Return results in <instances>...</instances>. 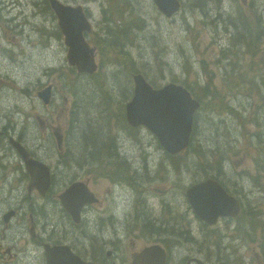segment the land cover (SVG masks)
<instances>
[{"label": "rangeland", "instance_id": "obj_1", "mask_svg": "<svg viewBox=\"0 0 264 264\" xmlns=\"http://www.w3.org/2000/svg\"><path fill=\"white\" fill-rule=\"evenodd\" d=\"M124 1L118 8V12L127 9L122 21L105 30L120 39L118 45L110 46L101 33L105 27L101 7L105 4L67 0L66 4L82 3L92 17L89 38L100 67L96 73L85 74L68 64L62 34L56 36L50 26L44 25L53 20L46 6L33 0H0L1 11L10 22L4 24L0 17V130L11 133L17 125L30 153H46L52 164L58 149L53 134L68 140L56 152L62 155L60 171L70 178H90L88 187L99 198L84 212L75 232L76 246L82 254L103 258L105 251L111 250L118 264H129L132 252L158 243L168 252L166 264H184L192 255L208 264H264L261 236L256 234L253 240L252 231L237 223L231 226L230 220L208 226L194 215L184 195L187 187L206 176L219 177L224 158L233 160L240 176L252 144L262 139L264 129L258 131L245 123L236 130L237 125L222 121L224 113L220 111L230 105L226 102L231 98L237 99L241 107L244 102L256 101L252 85L259 79L251 76L248 64L264 59L259 50L264 46V26L262 31L260 28L264 21L261 24L255 17L257 10L264 19V0H222L220 21H215L217 0H204L197 9L190 0H183L182 8L171 18L164 17L152 0ZM14 4L17 7L7 12V7ZM48 36L53 39L51 43ZM248 38L255 39V48L253 55L241 58L243 66L234 65L230 54L219 53L231 42L243 46ZM135 72L160 86L175 82L194 90L200 104L192 136L196 150L191 145V154L170 156L150 131L126 123L124 107L129 89L128 99L132 95L131 74ZM218 75L224 77L223 83ZM97 77L103 78L95 80ZM48 84L46 104L36 92ZM232 117L227 114L226 118ZM94 118L107 122L108 127L103 130L98 121L93 124ZM26 120L31 125L24 128ZM90 128L94 131L87 137ZM105 138H116L123 155H136L129 161L131 168H125L126 160L114 146L99 149L98 140ZM206 147H220L221 154L205 157L203 160L211 162L203 163L202 149ZM66 162L71 166H64ZM144 164L151 165V170H142ZM232 181H236L234 177ZM223 184H228L226 179ZM252 187L251 181L241 179L237 181V194L250 203H261L259 195L250 193ZM18 194L13 199H0V209L12 206L20 216L30 201L20 191ZM61 213L63 227L69 229L73 221L65 209ZM85 214L91 220L96 218L95 223H89ZM154 229H158L154 232L160 238L151 234ZM2 230L0 221V264H27L7 240L9 231L3 235ZM239 241L243 242L240 247Z\"/></svg>", "mask_w": 264, "mask_h": 264}, {"label": "flooded vegetation", "instance_id": "obj_2", "mask_svg": "<svg viewBox=\"0 0 264 264\" xmlns=\"http://www.w3.org/2000/svg\"><path fill=\"white\" fill-rule=\"evenodd\" d=\"M9 11L10 9L7 10V12ZM229 18L231 21L233 20L231 15ZM254 43V38L246 39L243 46H239V43H229L228 46L233 47L230 54L235 57V65H240L242 57L253 55L255 48ZM250 44H253V46H246ZM236 52L239 54L236 55ZM248 66L253 72L251 76L259 79L255 85H252L253 99H256V101H254L256 103L252 102L251 108V103L244 102L241 107L237 99L231 98L226 102L230 103V105H227L228 109H225V111L238 112L240 110H250L257 114L261 110L259 113V120H263L261 125L264 129V115L261 116V113H264V59L256 60L253 65L248 64ZM10 111L11 110H9V112ZM225 123L232 127L237 125L234 118L226 119ZM9 136H12V134L0 132V199L16 198L20 191V195H22L26 201H30L28 207L23 210V213L20 216H18L17 209L12 206H8L5 210L0 209V221L3 222L4 228L2 234L4 235L5 230L9 231V234L6 237L11 243V247L25 257L27 264H35L36 262L38 264L66 263L68 259L67 255L58 250V247L60 246L66 247L69 253L76 255L78 258L86 262L117 264L115 259L111 256V250H106L103 258H95L82 254L78 251L76 246V238L74 236L77 226L82 217H84V212L88 207L99 202L97 194L91 190L94 193L90 192L93 195L94 200H98V202L90 205L84 203L79 210L78 215L69 213L63 207L59 198L60 194H62L74 181H84L88 185L90 178H87L86 180H82L79 177L70 178L66 175L65 171H60L63 167L61 164L62 155H59L57 158L58 165L50 166L47 163L46 158L43 156H37L28 152L33 158L42 161L50 168L47 191L43 193L35 187L29 190L28 185L30 182V176L26 170L25 161L22 156L21 158L16 154V148L14 147V149L7 142ZM64 146L65 145H63V147ZM261 151H263L262 154L252 155L251 158L253 177L256 181L252 182L253 187L249 191L252 194L259 195L264 201V139L262 140ZM121 157L123 159L126 158L125 156ZM135 158L136 155L129 156L130 161ZM64 166L70 167L71 164L70 162H66ZM230 168H233V161L230 159L219 167L220 176L223 180L226 175L231 174ZM236 178L239 181L244 178L248 179L247 176H242L240 179L238 177ZM226 180L228 182V184H226L227 191L238 195L237 181H232L230 179ZM37 199H40L41 202L38 203ZM259 204L260 203L247 202L243 205L240 211L227 209V213L221 214L218 217V221L230 220L231 226H234L237 223L238 227H245L248 232L252 231L253 233L250 236L253 240H256L254 237L256 234H258V237L261 236L264 239V209H262ZM62 209L67 211L73 221L69 229L63 227L64 215L61 213ZM8 211H13V215L9 219L5 214V212ZM109 237L111 238V236ZM15 255H17V253H15ZM196 259L199 258L193 255L187 257L185 264H188V262L191 264H208L201 259H199L200 262H197ZM155 262L156 258L150 257L145 264H155Z\"/></svg>", "mask_w": 264, "mask_h": 264}, {"label": "water", "instance_id": "obj_3", "mask_svg": "<svg viewBox=\"0 0 264 264\" xmlns=\"http://www.w3.org/2000/svg\"><path fill=\"white\" fill-rule=\"evenodd\" d=\"M158 9L166 16H171L179 7L177 0H153ZM58 18V25L64 34L65 44L68 46L67 59L70 64L76 65L79 71L93 70V51L83 36L84 30H90V25L80 5H63L56 0H51ZM133 93L125 106V117L132 126L140 124L149 128L156 136L159 144L171 154L181 152L188 146L191 133L192 117L198 102L191 97L186 88L181 85L168 83L160 88H153L143 77L136 73L132 76ZM48 90V88H46ZM46 100L48 94H41ZM19 145H18V147ZM28 165V163H27ZM82 186L74 183L68 189ZM80 191L78 196L70 199L74 205L82 199H89ZM193 211L208 223H214L218 214L227 213L230 200L223 188L214 179H207L192 185L185 191ZM224 208V209H223ZM77 212V209H75ZM58 250L67 255V262L62 264H99L85 262L76 255L69 253L66 247L60 246ZM140 258H146L151 253L162 254L164 251L158 245H151L142 250Z\"/></svg>", "mask_w": 264, "mask_h": 264}, {"label": "trees", "instance_id": "obj_4", "mask_svg": "<svg viewBox=\"0 0 264 264\" xmlns=\"http://www.w3.org/2000/svg\"><path fill=\"white\" fill-rule=\"evenodd\" d=\"M102 4H105V8H101V12L103 13V15L107 16V15H114L115 11H116V8L118 10L119 6L123 5L125 3L124 0H100ZM183 1V0H182ZM192 2V7L194 9H197L199 8L197 5H200L204 0H190ZM204 5V4H202ZM200 9H204V8H201L200 6ZM127 11V9L125 10H122L121 12H118L119 16L123 19V16L125 15V12ZM107 37L109 38V41L107 42L110 46L116 44V41L118 39V36L117 35H111V34H108ZM155 86V85H154ZM193 95L198 99V101H200V99L198 98V96L196 95V93L194 92L193 89H191ZM131 93V90L129 89V94H128V97ZM207 97H209V95H206ZM95 121H98L99 124H101V129L104 130V124L103 123H100L102 122L101 120H96V118H94L93 120H91V122H95ZM94 124V123H93ZM97 128L98 131H100L99 129V125L97 124V126H95ZM92 134V131L89 130V133L87 134V137H89V135ZM108 140V138H105V139H101V140H98V147L99 149H103L104 147V142H106ZM191 145H193V141L191 143ZM193 150H196V146L193 145ZM191 154V151H189L187 153V155Z\"/></svg>", "mask_w": 264, "mask_h": 264}, {"label": "bare ground", "instance_id": "obj_5", "mask_svg": "<svg viewBox=\"0 0 264 264\" xmlns=\"http://www.w3.org/2000/svg\"><path fill=\"white\" fill-rule=\"evenodd\" d=\"M58 258V257H57Z\"/></svg>", "mask_w": 264, "mask_h": 264}]
</instances>
